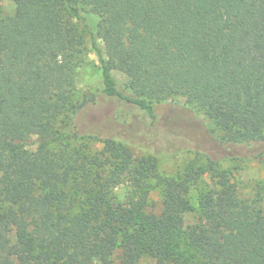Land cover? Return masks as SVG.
<instances>
[{"label":"trees","instance_id":"1","mask_svg":"<svg viewBox=\"0 0 264 264\" xmlns=\"http://www.w3.org/2000/svg\"><path fill=\"white\" fill-rule=\"evenodd\" d=\"M12 4H0V264H264V175L247 194L221 167L264 168V0ZM85 12L98 17L95 32ZM85 35L103 84L78 99ZM176 96L213 127L186 133L212 144L188 148L203 163L176 177L97 130L115 127L105 110L122 104L156 127L155 104ZM88 108L102 112L95 130L79 127Z\"/></svg>","mask_w":264,"mask_h":264},{"label":"rangeland","instance_id":"2","mask_svg":"<svg viewBox=\"0 0 264 264\" xmlns=\"http://www.w3.org/2000/svg\"><path fill=\"white\" fill-rule=\"evenodd\" d=\"M5 12H11L13 9L12 0H0ZM87 22L91 29L95 32L98 17L90 12H85ZM84 53L86 54L85 64L80 68L76 78V97L81 99L83 96H95L102 87V79L98 68L97 58L91 51L89 38L84 37ZM113 76L119 82L121 88H125L129 83V79L118 71L113 72ZM122 104V103H121ZM119 106L112 110L111 106H107L105 113L107 116L113 115L115 127L112 128L107 124L97 130L101 135L116 134L120 138L127 140L131 144V150L137 157H147L150 154L155 156L157 172L164 177H176L179 175L185 166L192 162L203 163L201 155H197L193 150L188 148H209L212 143V138L205 140V132L198 139L188 138L187 132L191 133L192 127L200 128L204 125L208 129H213L212 124L199 111H195L194 115L191 111H182L184 107H188L186 101L182 97H172L166 101L155 104V114L158 126L151 125L150 118L141 110H133ZM80 121L84 118V123L80 122L81 129H89V126L95 130L96 125L102 118V112L99 108L87 109L79 116ZM187 125H191L188 127ZM113 126V125H112ZM176 129L179 135L176 136L172 131ZM99 134V133H98ZM88 141L92 150H99L102 147V142L98 138H90ZM35 137L29 140L31 149L36 148ZM210 141V142H209ZM221 167L227 171L232 170L235 178L239 179L244 186L245 192L251 194L254 192L256 181L264 175V168L260 163L240 160V161H224ZM241 184V185H242ZM151 200L155 202V208L160 206L157 192L150 193ZM187 223H191L195 219L194 213L185 215ZM119 264V263H118ZM139 264H155L154 259L150 256H144Z\"/></svg>","mask_w":264,"mask_h":264}]
</instances>
